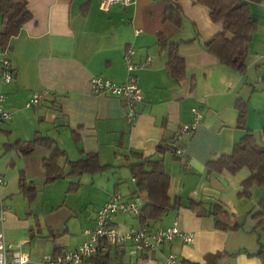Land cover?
Masks as SVG:
<instances>
[{"label":"crops","instance_id":"obj_1","mask_svg":"<svg viewBox=\"0 0 264 264\" xmlns=\"http://www.w3.org/2000/svg\"><path fill=\"white\" fill-rule=\"evenodd\" d=\"M85 1L26 0L30 20L0 50L13 69L10 83L0 81V92L6 95L3 106L11 111V118L0 125V229L12 247L8 255L19 245L29 252L26 264H38L44 254L75 249L85 239L83 230L93 227L97 208L115 193L135 199L140 209L145 196L130 169L140 155L158 158L169 177L172 208L150 225L167 227L177 220L193 240L185 244L177 236L160 251H140L126 243L107 251L112 264H162L169 251L191 264H205V257L214 254L216 264H261L264 217L255 213L264 186L252 184L249 195L239 196L242 181L250 175L247 167L209 172L206 164L231 153L243 135L237 125L238 100L246 103L245 127L264 147V2L247 1L256 29L244 71L239 72L204 48L203 42L222 24L213 22L209 9L197 0H178L179 27L162 20L168 0L114 2L107 9L102 0H88L82 12ZM2 24L0 14V28ZM158 35L178 43L177 54L184 62L180 80L166 68L168 52L159 45ZM128 47L140 65L135 74L143 95L131 124L119 97L95 94L90 84L95 75L124 82ZM42 90L48 92L42 103L25 107L31 95ZM193 107L203 116L180 141L183 154L170 149L157 153L160 142H169L182 125L191 123ZM36 135L51 139V148L36 145L23 155L16 141ZM55 146L62 152L57 164L65 175L46 183L42 160ZM89 153H96L106 167L70 174L68 161ZM21 174L35 189L30 202L19 187ZM73 184L77 187L70 189ZM177 199L180 206L173 207ZM191 201L199 205L192 208ZM215 205L225 212L219 218L234 228L215 226ZM137 216L116 214L112 222L126 230L141 224Z\"/></svg>","mask_w":264,"mask_h":264},{"label":"trees","instance_id":"obj_2","mask_svg":"<svg viewBox=\"0 0 264 264\" xmlns=\"http://www.w3.org/2000/svg\"><path fill=\"white\" fill-rule=\"evenodd\" d=\"M249 0H197V3L209 9V15L213 22H221L222 29L210 39L203 42L204 48L225 66L244 71V60L247 54L248 44L252 34L256 29V20L252 18L248 3ZM264 2V0H251ZM169 5L165 9L162 20L173 23L179 27L181 24V10L178 0H168ZM88 5L86 0L82 6L85 12ZM0 14L3 24L0 28V50H5L11 37L18 34L23 24L30 20L31 13L27 8L26 0H0ZM158 42L161 48L167 49L168 57L166 68L170 75L176 80L184 76V62L177 54L178 43L168 42L161 35H158ZM238 110V127L244 131L243 135L235 143L231 153L222 154L215 159L207 162L209 172H220L227 170L235 172L241 167H247L250 175L242 181L239 196L249 195L252 184L264 186V147L260 146L254 139L252 133L245 127L246 103L243 100L236 102ZM166 141L157 145L156 152L163 153L169 148L165 147ZM53 141L47 137L39 135L30 140H18L15 145L23 155L30 154L36 145H43L51 148ZM62 154L60 149L55 146L49 156L42 160L46 174V183H52L57 179L63 178L64 173L57 164V158ZM139 161L130 164V169L138 186L139 193L145 196V202L138 212V220L141 224H150L161 218V216L172 206L169 203L167 189L169 177L163 171L161 161L152 156L142 157L138 155ZM71 168L70 174L79 175L81 173H94L104 169L96 153H89L85 158L78 161H68ZM19 187L28 198L29 202L35 196L34 187L26 181L24 175L19 177ZM77 184H73L70 189H75ZM199 204L189 202V206L196 208ZM180 206L177 199L173 207ZM259 210L257 216L264 217V194L258 202ZM225 212L220 206L215 205L212 214L215 216V226L226 230L234 228L229 226L221 218L220 214ZM116 254L118 251L115 252ZM119 256H116L117 260ZM218 254L207 255L205 264H216ZM92 264H112V257L107 252H98L87 261ZM116 264H122L120 261Z\"/></svg>","mask_w":264,"mask_h":264},{"label":"built area","instance_id":"obj_3","mask_svg":"<svg viewBox=\"0 0 264 264\" xmlns=\"http://www.w3.org/2000/svg\"><path fill=\"white\" fill-rule=\"evenodd\" d=\"M126 5L132 0H102L103 9H107L111 3ZM135 51L128 47L123 54V62L126 68L124 82L117 83L108 77L95 75L91 78V90L93 93H109L117 96L125 107V120L133 123L137 117V104L142 100L141 89L137 85L135 71L140 67L134 57ZM150 61V57L146 58ZM13 79V69L10 60L0 55V81L8 84ZM46 90L35 92L25 103V107H37L42 103L47 95ZM6 95L0 92V125L11 118V111L4 108L3 103ZM193 118L191 123L182 125L174 137L164 146L169 148L175 155L184 152L180 141L192 134L196 125L200 122L203 114L199 108H191ZM138 214L139 204L135 199H125L118 193L111 195L95 211L94 225L83 230L84 241L73 250H65L58 253L44 254L38 264H81L98 252H107L112 248L131 244L136 250L140 251H160L165 244L170 243L175 237L179 236L185 244L191 243L193 234L180 229L177 220H174L167 227H154L150 224H140L137 227H128L126 230L119 229L113 224L112 219L116 214L127 213ZM10 244L4 241L3 233L0 229V264H26L29 261V252L22 251L18 245L12 250ZM162 264H191L185 259L179 258L174 252L169 251L164 255ZM264 264V250L262 252V262Z\"/></svg>","mask_w":264,"mask_h":264},{"label":"rangeland","instance_id":"obj_4","mask_svg":"<svg viewBox=\"0 0 264 264\" xmlns=\"http://www.w3.org/2000/svg\"><path fill=\"white\" fill-rule=\"evenodd\" d=\"M92 208H93V207H91V209H90V210H92Z\"/></svg>","mask_w":264,"mask_h":264}]
</instances>
